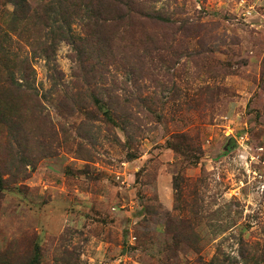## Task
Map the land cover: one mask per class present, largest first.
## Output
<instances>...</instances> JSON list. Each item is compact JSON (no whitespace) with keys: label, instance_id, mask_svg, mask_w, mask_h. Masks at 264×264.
I'll return each instance as SVG.
<instances>
[{"label":"rangeland","instance_id":"rangeland-1","mask_svg":"<svg viewBox=\"0 0 264 264\" xmlns=\"http://www.w3.org/2000/svg\"><path fill=\"white\" fill-rule=\"evenodd\" d=\"M15 2L0 264H264V0Z\"/></svg>","mask_w":264,"mask_h":264},{"label":"trees","instance_id":"trees-1","mask_svg":"<svg viewBox=\"0 0 264 264\" xmlns=\"http://www.w3.org/2000/svg\"><path fill=\"white\" fill-rule=\"evenodd\" d=\"M15 1L16 2L14 4L18 5L19 8H21V2H19V0H15ZM56 1L57 0H55V2ZM60 1H64V2L67 1V4H68V6L70 8H76V7H78V5H82V6L86 7L87 9L92 10L91 13H93V16L97 17L98 19H104L103 18V15H104L103 13L104 12H109V8L110 7H113L114 9H122L124 11L127 10L130 13H131V11L138 12L135 9V7H134V4H135L134 0H60ZM93 9H96L97 12H95L96 10H93ZM147 18H149V19L155 18V19H158V20H163L161 18L160 13H156L154 15L149 14V15H147ZM87 20L89 21L88 22L89 28H88V31H87V35H89V34H91V32H94L93 31L94 30V25L96 27L97 23H95L96 21L93 20V22H94V25H93V23H90V22H92L91 19H87ZM109 20H111V19H109ZM103 21H101V23ZM66 29H67V36H66V38L64 40H69L71 43H76L77 40L80 39V38H77L75 36V39L73 40L70 26L67 25ZM0 36H2V38H3V40L0 39V41H2V45L0 44V48H2L4 46H6L5 43H4L5 42L4 40H10V36L8 35V33L3 31L1 29V27H0ZM56 39H52L51 41H53V42L48 43V44H43L42 45L41 41L36 43L35 46H34V53H40V54L46 56L47 58L52 57L53 49H54V43H55ZM90 48H91V51L94 49L93 47H90ZM21 67L26 68V71H24L26 73L25 74V79H28L29 77L31 78V76H32V69L31 68L32 67H31L29 61L25 60L23 66H21ZM5 96H6V94L4 92L3 97H5ZM98 102L99 101H97V103ZM102 104H104V103L102 102ZM99 107H100V109L103 110V107H105V106L104 105H100ZM13 110H16V108H14ZM106 115H107V113H106ZM35 249H36V246H35ZM258 263H259V257H256L254 264H258ZM208 264H212V262L209 261Z\"/></svg>","mask_w":264,"mask_h":264}]
</instances>
